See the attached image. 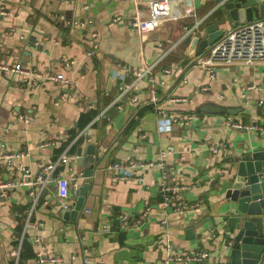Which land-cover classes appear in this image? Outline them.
<instances>
[{
  "label": "crops",
  "instance_id": "0c3cea01",
  "mask_svg": "<svg viewBox=\"0 0 264 264\" xmlns=\"http://www.w3.org/2000/svg\"><path fill=\"white\" fill-rule=\"evenodd\" d=\"M216 1L0 0V64L20 65L17 73L0 70V152L21 154L10 165L0 160V179L13 184L0 199V264H39L38 251L61 259L44 264H162L165 244L176 253L207 250L205 262L191 264H217V244L201 221L213 215L232 158L264 142V66L216 67L210 77L201 65L203 26H233L215 21L223 14ZM132 17L151 19L153 30L133 29ZM57 73L71 86L53 81ZM160 110L194 118L161 132ZM226 116L260 125L263 134L226 127ZM88 144L101 162L86 179L75 149L83 154ZM218 144L224 151L214 158L209 148ZM128 160L150 166L113 180L108 166ZM47 164L55 168L41 192L20 184L22 167L35 174ZM163 174L186 187L180 196L188 208L180 213L161 207ZM58 178L77 188L89 181L75 221L57 212ZM189 227L195 235L185 239Z\"/></svg>",
  "mask_w": 264,
  "mask_h": 264
},
{
  "label": "water",
  "instance_id": "95a60500",
  "mask_svg": "<svg viewBox=\"0 0 264 264\" xmlns=\"http://www.w3.org/2000/svg\"><path fill=\"white\" fill-rule=\"evenodd\" d=\"M216 2L223 11L215 18L216 22L239 25L264 19V0ZM222 32L216 23L204 25L199 32L202 39L198 41L197 50L207 49ZM75 157L76 165L84 168L81 176L86 179L92 177L101 162L92 144L86 145L83 154L80 148L75 149ZM88 187L89 181H86L77 190H69L68 194L75 195L76 199L65 210L57 209L63 220H76ZM218 191L220 197L212 207L213 215L201 221L202 225L207 224L203 231H210V237L217 244V264H264V142L248 145L232 158L226 173L220 174ZM194 235L192 227L185 229V239Z\"/></svg>",
  "mask_w": 264,
  "mask_h": 264
},
{
  "label": "built area",
  "instance_id": "2783aa9c",
  "mask_svg": "<svg viewBox=\"0 0 264 264\" xmlns=\"http://www.w3.org/2000/svg\"><path fill=\"white\" fill-rule=\"evenodd\" d=\"M219 4V3H218ZM217 4V6H218ZM216 8V7H215ZM2 15L3 12L0 11ZM118 21L119 18H114L113 21ZM129 26L133 29H136L141 32H148L153 30L154 23L151 19L139 20L136 17H132L129 21ZM95 45L92 43L90 45L88 55H93ZM201 65L209 72L212 77V71L216 67H227L233 65H243V66H252V65H263L264 66V19L252 20L239 25H233L229 28L223 30L220 37L208 47L205 57L200 60ZM0 70L6 73H17L20 71V65L14 64L9 67L7 65L0 64ZM149 69L143 71H136L134 73L135 78H139L142 75V72H148ZM167 72V70H164ZM53 81L62 83L63 85L70 87L66 79L62 77L61 74L57 73L51 77ZM119 96H122L120 94ZM178 99H173L175 101ZM149 102L154 103L155 98L150 97ZM259 104L262 105L263 101H259ZM24 121H28L27 116H21ZM194 116L190 115L187 117L183 116H167L164 111H159V118L157 120V129L161 132H167L171 129L173 124H178L180 126L187 124L188 121L193 119ZM224 125L229 128L236 130H245L252 131L258 135L263 134L262 126L257 124H243L234 120L231 116H226ZM209 151L212 157H216L217 154L224 151V145L218 144L213 145L209 148ZM21 154L13 153H2L0 152V160L4 159L7 165H10L11 162ZM67 157L62 155L58 162L66 164ZM149 163H141L136 160H128L126 162H113L108 166V170L111 173L113 180L115 181H128L134 178L135 172L138 169L149 167ZM55 165L47 164L42 166L35 174H32L29 169L22 167L21 180L20 184L26 186L38 185L39 191L43 189L44 185L49 181L51 173L53 172ZM13 184L10 182H4L0 179V199H8V189L12 187ZM77 186L75 183H70L68 179L58 178L55 180V197L59 201L58 208L65 210L67 205L63 204L62 201L68 197L69 190L75 191ZM186 187L183 185H178L176 183L170 184L166 176L163 174L161 177V182L159 185V194L161 197V207L163 208L164 213H180L183 209L188 208V205L181 201V192L185 190ZM127 217H120V226L121 228H127L126 225ZM143 219V213L140 217L131 223V228L136 227ZM164 225L166 220H160ZM33 242H38V237L33 239ZM165 257L163 258L162 264H171V263H203L209 257L210 253L207 250L197 249L188 253H176L172 251V248L169 244L164 245ZM36 260L39 264H44L46 262L59 263L61 259L59 257L47 256L41 251L36 253Z\"/></svg>",
  "mask_w": 264,
  "mask_h": 264
},
{
  "label": "trees",
  "instance_id": "16d2710c",
  "mask_svg": "<svg viewBox=\"0 0 264 264\" xmlns=\"http://www.w3.org/2000/svg\"><path fill=\"white\" fill-rule=\"evenodd\" d=\"M212 5V4H211Z\"/></svg>",
  "mask_w": 264,
  "mask_h": 264
}]
</instances>
